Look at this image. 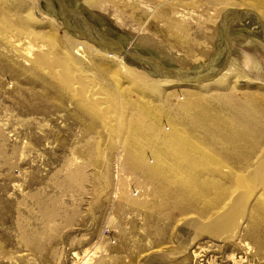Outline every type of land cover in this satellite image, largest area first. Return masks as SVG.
Masks as SVG:
<instances>
[{"label":"bare ground","instance_id":"6f19581e","mask_svg":"<svg viewBox=\"0 0 264 264\" xmlns=\"http://www.w3.org/2000/svg\"><path fill=\"white\" fill-rule=\"evenodd\" d=\"M11 1L0 0V50H11L13 59L27 65L23 83L31 88L30 95L37 90L46 101L68 102L63 109L83 125L84 134L97 123L113 137L117 187L119 171L143 174L153 194L165 200L160 213L165 220L171 219L173 211L181 214L183 202L197 203L213 193L215 202L208 207L217 210L206 216L208 223L200 225L199 232L216 237L231 229L237 240L246 223L251 234L264 233V209L258 201L264 196V53L251 39L237 45L228 37L236 30L264 39V0H202L205 7L199 0H76L73 8L64 0L61 4L53 0L78 38L67 36L63 44L56 39L54 26L61 23L53 16L49 0L43 11L48 33H40L44 26L34 22L37 0ZM81 5L96 10L112 6L117 20L122 15L140 28V37L130 47L143 44L180 68L166 67L157 58L121 45L84 18ZM218 28L220 41L212 47ZM1 54L0 71L23 75V65L11 68ZM245 69L254 71L257 88L240 86L241 80H248ZM170 86L186 89L166 93ZM159 110L169 113L164 127L156 115ZM148 144L154 150L146 162ZM86 147L93 150L89 142ZM216 153L223 157L221 161ZM222 161L247 171L248 177L230 167L228 174H222ZM219 181L230 183L229 200L227 188ZM254 241L258 250L260 241ZM85 258H78L77 264H84Z\"/></svg>","mask_w":264,"mask_h":264},{"label":"rangeland","instance_id":"374dc122","mask_svg":"<svg viewBox=\"0 0 264 264\" xmlns=\"http://www.w3.org/2000/svg\"><path fill=\"white\" fill-rule=\"evenodd\" d=\"M64 1L69 8L76 2ZM45 2L37 0V4L33 3L34 22L41 23L44 28L46 24L43 23L47 22L43 16ZM49 2L53 16L61 23L59 28L54 26L56 39L61 44L67 36L78 39L71 27L68 28L69 23H64L55 2ZM199 3L201 7L206 5L202 0ZM80 7L84 18L93 21L121 45L130 47V42L140 37V28L134 22L127 21L122 15L117 20L112 15V6L97 10L84 5ZM220 22L221 19L218 24ZM38 31L48 33L49 30ZM220 36L221 29L218 28L212 47L218 45ZM228 37L237 45H244L251 39L264 53V39L249 38L236 30ZM130 48L143 56L161 60L166 67L180 68L143 44L134 43ZM214 50L212 48L211 52ZM190 51H193L192 47ZM0 53L14 66L11 68L23 65L24 72L13 76L9 71H0V264H77V259L83 256H86L84 264H264V233L260 236L251 234L246 223L237 240L233 239L234 230L231 229L216 237L199 232L200 225L208 223L206 216L217 210L208 207L215 202L213 193L197 203L183 202L184 211L181 214L173 211L171 219L165 220L161 217L165 200L153 194L143 174L119 171L121 185L117 187L113 137L100 130L97 123L92 125L93 130L84 134L83 125L63 109L68 108V102L65 105L64 101H46L37 90L33 91L35 96L30 95L31 88L23 83L27 65L20 58L13 59L16 55L9 49L0 50ZM234 61L239 62L236 58ZM245 71L248 80H241L240 86L257 88L254 71ZM176 87L170 86L166 93L186 89ZM158 103L155 105L160 108ZM159 112L156 115H160V127H164L169 113ZM86 142L93 146L92 151L86 147ZM148 147L146 162L154 150L151 144ZM216 156L220 161L223 159L218 153ZM222 165V174H228L230 169L227 167H230L248 177L247 171L239 170L236 165L227 161L225 164L222 161ZM219 182L222 185L223 181ZM225 183L222 186L227 188L229 200L230 183ZM117 192L119 196H115ZM237 193L235 191L232 197ZM258 201L264 209V196ZM257 239L260 241L258 250L254 241ZM164 254L168 256L164 257Z\"/></svg>","mask_w":264,"mask_h":264},{"label":"water","instance_id":"95a60500","mask_svg":"<svg viewBox=\"0 0 264 264\" xmlns=\"http://www.w3.org/2000/svg\"><path fill=\"white\" fill-rule=\"evenodd\" d=\"M58 1H60V2H57V3H58V4H61L63 0H58Z\"/></svg>","mask_w":264,"mask_h":264}]
</instances>
